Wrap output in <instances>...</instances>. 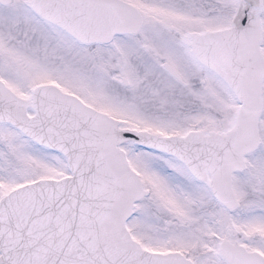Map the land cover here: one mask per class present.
Masks as SVG:
<instances>
[{"label": "snow or ice", "instance_id": "1", "mask_svg": "<svg viewBox=\"0 0 264 264\" xmlns=\"http://www.w3.org/2000/svg\"><path fill=\"white\" fill-rule=\"evenodd\" d=\"M0 264H264V0H0Z\"/></svg>", "mask_w": 264, "mask_h": 264}]
</instances>
